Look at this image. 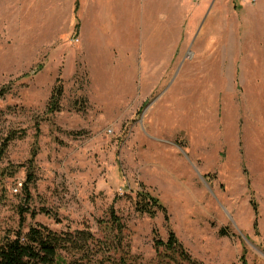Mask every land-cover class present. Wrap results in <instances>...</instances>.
<instances>
[{"label":"rangeland","instance_id":"obj_1","mask_svg":"<svg viewBox=\"0 0 264 264\" xmlns=\"http://www.w3.org/2000/svg\"><path fill=\"white\" fill-rule=\"evenodd\" d=\"M45 3L0 0V236L87 229L104 264H190L156 245L174 231L192 264H264V0L188 1L126 23L124 49L94 44L118 30L91 6ZM146 193L167 214L137 211Z\"/></svg>","mask_w":264,"mask_h":264},{"label":"trees","instance_id":"obj_2","mask_svg":"<svg viewBox=\"0 0 264 264\" xmlns=\"http://www.w3.org/2000/svg\"><path fill=\"white\" fill-rule=\"evenodd\" d=\"M60 96L61 90L52 99L49 112L54 113L60 109ZM18 137L15 132L8 134L3 140L1 153H4L11 141ZM29 162L30 167H34L33 158ZM29 182H31V178H28L25 185L27 186ZM135 207L137 211L149 214L152 217L155 216L157 209L167 214L166 208L159 200L149 196L148 193L138 195L135 199ZM20 211L25 213L29 210L22 207ZM31 214L35 215L36 212L31 211ZM22 220H24L23 217ZM108 223L114 232L116 231L114 236L116 243L121 244L124 225L114 209L111 211ZM221 233L225 234L226 232L222 230ZM155 241L158 247L162 246L173 251L181 250L183 257L190 264L194 263V261H190L191 258L186 254L183 244L174 231L169 232L167 240L156 237ZM107 246L106 241L96 238L87 229L75 230L73 234L60 233L48 226L37 224L29 225L28 229L25 230L22 222L18 228H8L5 234L0 236V264H81L85 260L87 261L86 264H104V260L98 258V255L105 252L104 249ZM124 264L126 263L124 262ZM241 264L250 263L243 256Z\"/></svg>","mask_w":264,"mask_h":264},{"label":"crops","instance_id":"obj_3","mask_svg":"<svg viewBox=\"0 0 264 264\" xmlns=\"http://www.w3.org/2000/svg\"><path fill=\"white\" fill-rule=\"evenodd\" d=\"M64 1L65 0H46L45 6L48 5L51 8L54 4L55 11L58 10L59 13L62 11L61 6L64 5ZM67 1L74 3V0ZM103 1L105 5L102 4ZM188 1L194 2L193 0H75V11L79 10L81 4L83 10H85V7L89 8V6H91L92 13L97 15L95 18L93 17V23L98 26V28H103L104 30H118L116 35L113 33L112 35L106 33L104 38L97 37V39L94 40V44H115L124 49V45L127 44L128 41L123 31V29L127 27L126 23L135 22L136 25L132 26L133 28L143 29L149 27L148 23L150 21L156 23L161 22V26L156 24L155 27L162 28L165 15L170 14L173 16V14L179 13ZM259 1L260 0H258V2ZM50 11L52 12L54 9L51 8ZM154 40L152 43L159 41L158 38ZM130 41L134 45H139L140 50L143 51V47L141 46L149 44V37L143 35L139 36V38H132Z\"/></svg>","mask_w":264,"mask_h":264},{"label":"built area","instance_id":"obj_4","mask_svg":"<svg viewBox=\"0 0 264 264\" xmlns=\"http://www.w3.org/2000/svg\"><path fill=\"white\" fill-rule=\"evenodd\" d=\"M194 2H198L200 0H193ZM240 2L243 3H249V4H256L258 2V0H239Z\"/></svg>","mask_w":264,"mask_h":264}]
</instances>
